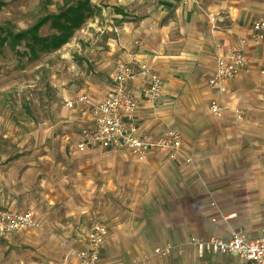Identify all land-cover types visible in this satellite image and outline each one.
<instances>
[{"label": "crops", "instance_id": "obj_1", "mask_svg": "<svg viewBox=\"0 0 264 264\" xmlns=\"http://www.w3.org/2000/svg\"><path fill=\"white\" fill-rule=\"evenodd\" d=\"M115 5L125 9L123 5L128 3ZM150 8L136 21L129 18L120 22L109 36L108 53L116 54L114 66L117 60L129 63L137 56L160 73L162 98L155 108L142 99L138 122L154 138L169 128L179 129L185 154L174 159L170 152L157 150L145 160L126 149L94 147L80 151L79 132L90 125L89 112L82 106L64 105L75 123L74 130L65 136L64 147L74 154L68 160L78 156L79 165L74 172L65 171L60 176L50 171L41 179L55 202L48 218L50 229L56 233L48 241L50 257L36 259L31 256L36 253L31 249H17L4 256L0 247V264H80L70 250L87 247V235L96 222L108 227L102 264H234L228 253L200 255L191 246L180 255L153 254L157 246L179 244L192 236L230 235L229 226L222 220H212L214 207L194 174L199 167L208 174L210 169L205 166L212 162L224 165L222 150L225 149L226 157L233 151L229 133L251 130L264 137V39L252 35L253 23L264 16V0H161L151 11ZM114 16L122 17L115 11ZM233 46L249 54V69L241 70L226 84L221 102L227 109L221 116L212 117L209 79L218 58ZM106 67L108 63L100 69ZM87 79L81 86L64 90V99L84 92L99 100L111 93V76ZM130 85L145 96L147 80L134 78ZM234 104L248 108L246 119L234 118L235 112L229 109ZM56 162L49 159L51 167ZM0 172V179L14 188L7 203L0 198V207L35 211L31 205L34 202L28 200L29 205L15 192L30 188L31 169L25 170L24 177H17L16 184H12L15 176H6L4 169ZM229 189L243 198L223 201L225 212L237 213L229 221L231 226L247 235L261 234L264 174L231 184L224 193ZM35 230L31 227L0 235V245L5 242L8 248L22 243L38 246L42 236Z\"/></svg>", "mask_w": 264, "mask_h": 264}, {"label": "rangeland", "instance_id": "obj_2", "mask_svg": "<svg viewBox=\"0 0 264 264\" xmlns=\"http://www.w3.org/2000/svg\"><path fill=\"white\" fill-rule=\"evenodd\" d=\"M2 1L4 5L0 9V27L5 31L11 29L18 32L28 30L42 16L59 13L77 0ZM158 1L161 0H90L95 6L94 14L76 28L70 40L61 47H42L32 37L21 39L14 48L9 45V41L3 45L0 54V169H4L6 176H15L12 184H16L17 177H24L25 170L31 169L30 188L21 193L15 192L19 194V199L24 197L26 203L29 204L28 200L34 202L30 203L38 222L34 228L42 236L38 246L22 243L8 248L2 242L0 247L4 256L17 249L22 252L31 249L36 252L31 254L36 259L50 257L47 245L50 237L56 233L50 229L48 218L51 215L50 206L55 202L51 201L41 179L50 171L60 176L65 171L74 172L79 165L78 156L72 161L68 160L74 154L64 147L66 134L74 130L75 126L66 114L64 90L85 84L87 78L112 77L116 54L108 53L109 36L113 35L123 20V17L114 16L115 4L128 3L123 5L128 12H132L128 13V18L136 21L148 12L149 7V11L155 8ZM56 33H59V28L48 21L38 31V40L51 38ZM29 45L34 47L30 48ZM107 63L108 67L101 70L100 66ZM248 69L249 66L243 71ZM242 108L240 114L233 113L237 121L246 119L250 114L247 107ZM211 116L219 117L214 114ZM228 139H233V151L226 157L225 149L222 150L224 165L212 162L205 166L210 169L208 174L201 171V167L196 168L194 174L207 192L215 216L232 212L224 211L223 201L243 200L232 189L224 193L226 187L239 181L245 182L253 175L264 174L263 136L250 130L242 134L229 133ZM49 159L57 160L53 167ZM42 160L43 163L38 164ZM11 189L14 190L13 186L0 179V198L5 202L13 193ZM153 255L162 256L157 255L155 250Z\"/></svg>", "mask_w": 264, "mask_h": 264}, {"label": "built area", "instance_id": "obj_3", "mask_svg": "<svg viewBox=\"0 0 264 264\" xmlns=\"http://www.w3.org/2000/svg\"><path fill=\"white\" fill-rule=\"evenodd\" d=\"M252 35L255 39H264V16L253 23ZM251 62L249 54L240 47L233 46L224 56H220L216 68L209 79L211 90L210 111L222 115L227 107L221 102L226 84L245 69ZM264 72V69H263ZM112 91L101 99H94L89 94L79 92L74 97L65 98V105L70 108L82 106L88 110L91 123L81 128L77 148L85 151L94 147L108 150H130L139 158L147 160L154 151H168L174 159L185 154L182 134L177 128H169L163 135L151 137L140 127L138 109L142 99L149 107L155 108L163 95V78L160 73L137 56L132 62L117 60L112 73ZM134 78L147 80V90L143 97L135 91L130 81ZM240 114L243 108L234 104L229 108ZM236 212L220 213L212 220H222L229 226L228 237L192 236L179 244L166 243L156 247L157 255H180L188 246L200 255L228 253L234 264H264V229L260 235L249 237L242 229L233 228L230 219ZM38 224L32 209L0 208V235H8L24 228H34ZM108 227L103 222H96L87 235V247L71 248V253L80 264H102V249L106 243ZM148 257V256H147Z\"/></svg>", "mask_w": 264, "mask_h": 264}, {"label": "trees", "instance_id": "obj_4", "mask_svg": "<svg viewBox=\"0 0 264 264\" xmlns=\"http://www.w3.org/2000/svg\"><path fill=\"white\" fill-rule=\"evenodd\" d=\"M4 5V1L0 0V9ZM115 12L120 13L123 20H127L128 12L119 5L113 6ZM95 6L90 0H77L75 4H71L62 9L59 13H48L42 16L39 21L26 31L14 32L11 29L6 31L0 27V54L2 53L3 45L9 41L11 47H16V43L21 39H34L36 44L40 43L42 47L59 48L67 43L73 36L75 29L79 28L85 20L94 14ZM48 21H51L59 28V33L54 34L51 38L39 39L38 31ZM33 48V45H29Z\"/></svg>", "mask_w": 264, "mask_h": 264}]
</instances>
